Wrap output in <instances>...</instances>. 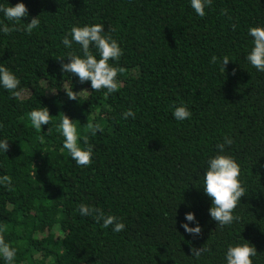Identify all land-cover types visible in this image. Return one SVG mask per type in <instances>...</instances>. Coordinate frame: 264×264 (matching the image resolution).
Wrapping results in <instances>:
<instances>
[{
  "label": "trees",
  "instance_id": "trees-1",
  "mask_svg": "<svg viewBox=\"0 0 264 264\" xmlns=\"http://www.w3.org/2000/svg\"><path fill=\"white\" fill-rule=\"evenodd\" d=\"M17 3L28 9L21 22L39 16L40 26L31 35L0 32V65L26 90L16 98L0 86V140L9 141L0 151V177L10 176L13 188L0 185V227L17 249L14 264H226L227 248L244 241L257 250L253 264H264V72L246 59L249 28L264 27V0H212L203 18L190 0H0ZM0 21L12 23L2 12ZM97 23L123 50L110 61L125 71L109 95L60 69L69 52L82 56L75 42L64 47L65 35ZM213 56L229 57L225 73L210 63ZM70 83L74 92L90 93L69 100ZM180 105L189 119L174 118ZM42 107L53 119L38 132L28 114ZM129 109L136 118L122 119ZM62 114L77 123L80 146L93 147L87 167L62 147ZM88 120L103 132L87 133ZM225 136L233 144L219 153ZM217 154L240 165L246 189L233 213L240 219L223 228L211 219L203 190L207 162ZM81 203L116 216L125 229L115 233L81 216ZM188 212L201 235L181 227L197 226L185 220ZM202 246L210 251L191 256Z\"/></svg>",
  "mask_w": 264,
  "mask_h": 264
},
{
  "label": "clouds",
  "instance_id": "clouds-1",
  "mask_svg": "<svg viewBox=\"0 0 264 264\" xmlns=\"http://www.w3.org/2000/svg\"><path fill=\"white\" fill-rule=\"evenodd\" d=\"M191 8L201 18L206 14L205 9L212 6V0H190ZM227 15V10H221ZM0 12L4 17L12 22L5 24L0 21V32L9 35L13 32L24 31L27 35H31L34 29L40 26L39 16L32 18L30 23H22V18L28 16V9L24 3H17L15 6L0 5ZM235 28V26H234ZM248 35L252 38L253 47L250 53L246 56L250 65L259 72H264V27H251L248 30ZM69 36L71 39H69ZM80 45L82 56L69 52L67 59L69 63H63L64 59H60L61 72L73 74L79 78V82H90L92 91H100L106 89L105 95L115 93L119 90L120 82L117 79L119 73L125 71L124 68L114 66L110 61H118L123 55V50L118 42L111 35L105 33L103 24H93L85 26H73L70 32L65 35L62 43L65 48L71 49L73 43ZM95 48L99 53V59L91 51ZM210 63H219L222 71L225 73V66L230 63L228 56L219 59L216 56L211 58ZM235 72H233V75ZM0 86L12 93L16 98H22L25 94V89L20 88V80L7 67L0 65ZM19 89V90H17ZM29 91V90H28ZM69 100L77 101V97L81 93H90L87 90L74 92L72 85L64 88ZM173 116L178 121H183L191 117V112L185 105L175 107ZM28 118L31 125L38 132H41L42 125H49L53 117L50 116L49 110L46 107L33 109ZM136 118V113L131 109L122 114V119ZM0 127H3L0 125ZM56 131L60 133L63 140V149H66L69 156L77 166L87 167L92 161L93 147L87 146L82 148L79 140L81 139L78 132L77 123H74L68 116L62 114L59 124L56 126ZM85 131L92 135L98 132H103V127L98 123H93L88 120ZM52 129L48 127L47 133L51 134ZM37 140L40 143L44 142V136H38ZM84 141L87 143V136H84ZM233 140L225 136L224 142L217 144L219 153H224L226 146H231ZM9 150V141L7 139L0 140V151L3 153ZM208 167L203 177L204 193L211 199L212 206L209 208V215L213 221L221 228L231 225L234 221L240 218L233 215L234 210L240 204L241 197L245 196L246 189L242 186L239 179L241 169L240 165L230 155L217 154L214 158H210L207 162ZM36 175V174H35ZM0 185H3L9 191H12V178L8 175L0 177ZM77 211L81 216H92L96 222L103 221L102 227H112V231L120 233L125 229V224L120 222L114 215H106L104 211L97 207H92L81 203ZM185 220L191 223H196V227H189L188 223L181 224L184 232L199 236L202 233V228L195 220V215L188 212L185 215ZM59 226H57L58 228ZM6 227H0V258L6 264H14L17 256V249L6 242L3 233ZM210 249L202 246L199 249L191 248V256L199 259L202 254L209 252ZM256 248L250 243L244 241L242 244L229 246L227 248L225 259L226 264H253L252 257L257 256Z\"/></svg>",
  "mask_w": 264,
  "mask_h": 264
}]
</instances>
